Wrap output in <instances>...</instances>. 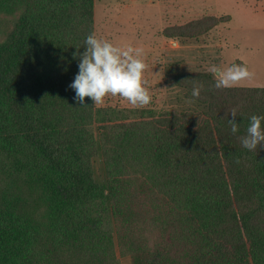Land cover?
I'll use <instances>...</instances> for the list:
<instances>
[{"label": "trees", "instance_id": "trees-1", "mask_svg": "<svg viewBox=\"0 0 264 264\" xmlns=\"http://www.w3.org/2000/svg\"><path fill=\"white\" fill-rule=\"evenodd\" d=\"M94 10L95 0H0L11 18L0 41V264H120L116 250L130 264H264V146L240 142L248 118L264 116V87L217 89L196 73L175 77L192 108L81 105L73 53ZM228 19L162 35L193 41Z\"/></svg>", "mask_w": 264, "mask_h": 264}, {"label": "rangeland", "instance_id": "rangeland-1", "mask_svg": "<svg viewBox=\"0 0 264 264\" xmlns=\"http://www.w3.org/2000/svg\"><path fill=\"white\" fill-rule=\"evenodd\" d=\"M227 17L193 41L167 39V27L183 25L203 16ZM9 17L0 16V41L10 31ZM94 33L120 47H142L144 79L152 96L149 107L160 110L192 108L175 77L209 73L215 64H245L255 75L234 87H264V0H95ZM98 106L135 108L126 99L107 95ZM145 107V106H143ZM120 264H130L120 256Z\"/></svg>", "mask_w": 264, "mask_h": 264}, {"label": "clouds", "instance_id": "clouds-1", "mask_svg": "<svg viewBox=\"0 0 264 264\" xmlns=\"http://www.w3.org/2000/svg\"><path fill=\"white\" fill-rule=\"evenodd\" d=\"M84 43L86 47L82 53H73L74 58L79 56L78 72L69 84L75 91L74 100L83 105L84 98L89 97L95 105H102L107 95H119L133 106L143 107L151 103L152 96L144 79L146 64L142 47H120L108 39L98 38L94 32L87 35ZM209 70L217 76L214 84L217 89L233 88L255 75L247 66L238 63L223 68L213 64ZM202 89V84L194 83L192 97H199ZM229 113L231 132L237 134L242 122L236 120V108ZM240 142L250 151L264 146V116L253 114L248 118L246 134L240 137Z\"/></svg>", "mask_w": 264, "mask_h": 264}]
</instances>
